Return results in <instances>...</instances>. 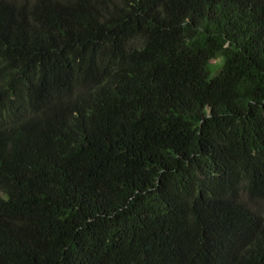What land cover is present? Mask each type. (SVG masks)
<instances>
[{
    "label": "trees",
    "instance_id": "obj_1",
    "mask_svg": "<svg viewBox=\"0 0 264 264\" xmlns=\"http://www.w3.org/2000/svg\"><path fill=\"white\" fill-rule=\"evenodd\" d=\"M0 264H264V0H0Z\"/></svg>",
    "mask_w": 264,
    "mask_h": 264
},
{
    "label": "rangeland",
    "instance_id": "obj_2",
    "mask_svg": "<svg viewBox=\"0 0 264 264\" xmlns=\"http://www.w3.org/2000/svg\"><path fill=\"white\" fill-rule=\"evenodd\" d=\"M211 63L214 64V63H217V62H211ZM218 71H219V69L214 70L213 73H212V75L215 74V73H217Z\"/></svg>",
    "mask_w": 264,
    "mask_h": 264
}]
</instances>
